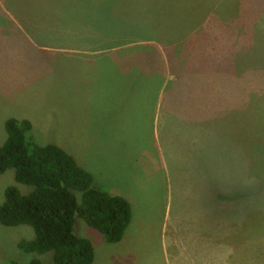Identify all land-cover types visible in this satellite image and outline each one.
Masks as SVG:
<instances>
[{
	"label": "rangeland",
	"instance_id": "374dc122",
	"mask_svg": "<svg viewBox=\"0 0 264 264\" xmlns=\"http://www.w3.org/2000/svg\"><path fill=\"white\" fill-rule=\"evenodd\" d=\"M159 1L155 19L152 0H0V145L5 119L24 110L36 144L59 146L96 187L129 201L118 244L76 217L93 264H264V0ZM36 27L53 35L21 32ZM88 40L142 59L158 50L164 102L187 92L191 128L173 116L164 130L140 96L136 109L122 101L114 110L116 85L101 69L117 55L59 62L30 44ZM10 186L31 190L8 170L0 205ZM34 238L28 226L0 224V264H54L52 253L20 248Z\"/></svg>",
	"mask_w": 264,
	"mask_h": 264
},
{
	"label": "trees",
	"instance_id": "16d2710c",
	"mask_svg": "<svg viewBox=\"0 0 264 264\" xmlns=\"http://www.w3.org/2000/svg\"><path fill=\"white\" fill-rule=\"evenodd\" d=\"M152 1L151 11L157 14L151 13L156 19L165 4ZM172 32L177 34L178 29ZM5 130L7 138L0 145V175L13 170L15 182L31 190L26 194L15 186L5 190L0 224L10 228L28 226L34 231L33 240L20 244L23 251L52 253L54 264H93L92 242L75 234L77 216L108 243L123 240L132 222L127 199L96 187L92 175L59 146L36 144L29 120L8 119ZM29 264L41 262L34 259Z\"/></svg>",
	"mask_w": 264,
	"mask_h": 264
},
{
	"label": "crops",
	"instance_id": "0c3cea01",
	"mask_svg": "<svg viewBox=\"0 0 264 264\" xmlns=\"http://www.w3.org/2000/svg\"><path fill=\"white\" fill-rule=\"evenodd\" d=\"M27 24L29 25L28 21ZM79 27L83 29V33L85 32L84 34L88 35L87 24L79 25ZM21 32L25 34V36L26 34H40L43 36L46 34L53 35L51 33H46V31H42L40 27L22 29ZM27 39H29V36H27ZM30 44H32V46L35 48L49 53L51 56H49L47 59L54 58L59 62L61 61V56L66 61H72L75 59H88V63H94L106 56L117 55V58L110 56L112 60L107 59L108 67H103L101 69V72L109 75L111 78L110 82L116 85H112L111 90V96L116 97L117 99L116 104L113 106L114 110H117V106L122 101L123 104L128 103L133 105V107L136 109L134 106L136 101H133L132 99H134L136 96H140V98H143L147 104H150L148 106L153 110L154 122H156V118L159 119L164 130L167 128L166 118L168 117L170 118L169 120H173V116H175L174 118L178 121V124L180 127H182V129L188 128L190 126L186 122L187 118L192 112V108H189L187 101H185V95L187 92L184 94L183 91H170V100L167 101V103L164 102V88L166 82L163 77V71L165 70L166 61L164 56H160L158 50H155V47H153V50H155L156 57L147 54L146 58L142 59L141 56L136 57L135 55H128L127 52L121 54V52H124L122 50H125L121 47H109L104 44L102 45L100 42H91L89 40L88 42L85 41L84 44L69 43L62 44V46L55 43L41 44L37 46L34 41H31ZM174 81L178 82V85L176 86L180 88L181 85V89H184L177 76H174ZM158 82L160 83L159 86L157 84ZM148 106H146L143 101V103L140 105V110L142 108L149 109ZM193 113L198 114V112L195 111ZM11 118L29 120L32 123V130L34 129L33 122L36 120L24 110H22L20 113L14 112V114H9V116L5 119V122ZM198 121L200 122L199 119ZM202 123L204 122L202 121ZM190 128L191 127H189V129Z\"/></svg>",
	"mask_w": 264,
	"mask_h": 264
}]
</instances>
